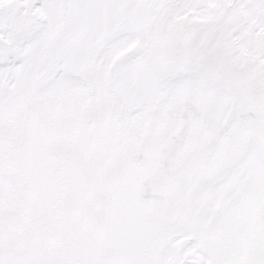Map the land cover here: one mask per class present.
Wrapping results in <instances>:
<instances>
[{"label": "snow or ice", "instance_id": "6c2138e0", "mask_svg": "<svg viewBox=\"0 0 264 264\" xmlns=\"http://www.w3.org/2000/svg\"><path fill=\"white\" fill-rule=\"evenodd\" d=\"M0 264H264V0H0Z\"/></svg>", "mask_w": 264, "mask_h": 264}]
</instances>
